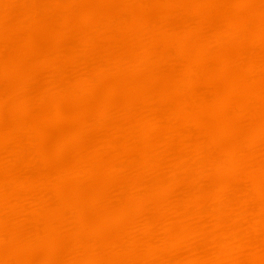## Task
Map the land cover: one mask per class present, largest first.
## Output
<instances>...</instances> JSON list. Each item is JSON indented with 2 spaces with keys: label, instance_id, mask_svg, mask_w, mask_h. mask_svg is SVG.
Segmentation results:
<instances>
[{
  "label": "bare ground",
  "instance_id": "obj_1",
  "mask_svg": "<svg viewBox=\"0 0 264 264\" xmlns=\"http://www.w3.org/2000/svg\"><path fill=\"white\" fill-rule=\"evenodd\" d=\"M0 264H264V0H0Z\"/></svg>",
  "mask_w": 264,
  "mask_h": 264
}]
</instances>
